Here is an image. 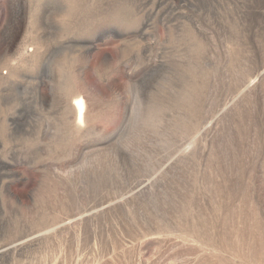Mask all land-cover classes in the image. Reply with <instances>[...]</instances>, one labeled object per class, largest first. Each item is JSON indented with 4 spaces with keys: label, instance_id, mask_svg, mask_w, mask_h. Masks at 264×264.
Here are the masks:
<instances>
[{
    "label": "rangeland",
    "instance_id": "obj_1",
    "mask_svg": "<svg viewBox=\"0 0 264 264\" xmlns=\"http://www.w3.org/2000/svg\"><path fill=\"white\" fill-rule=\"evenodd\" d=\"M0 264H264V0H0Z\"/></svg>",
    "mask_w": 264,
    "mask_h": 264
},
{
    "label": "bare ground",
    "instance_id": "obj_2",
    "mask_svg": "<svg viewBox=\"0 0 264 264\" xmlns=\"http://www.w3.org/2000/svg\"><path fill=\"white\" fill-rule=\"evenodd\" d=\"M78 104H79V113H78V115H79V119H80L81 116H82V109H83V107H82V101H79Z\"/></svg>",
    "mask_w": 264,
    "mask_h": 264
}]
</instances>
